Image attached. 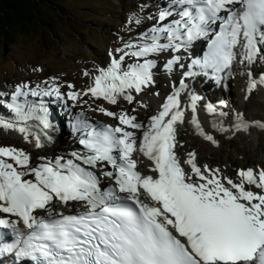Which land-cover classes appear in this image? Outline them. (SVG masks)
Wrapping results in <instances>:
<instances>
[{"label":"snow or ice","instance_id":"6c2138e0","mask_svg":"<svg viewBox=\"0 0 264 264\" xmlns=\"http://www.w3.org/2000/svg\"><path fill=\"white\" fill-rule=\"evenodd\" d=\"M126 23L86 87L50 77L0 91V131L15 140L0 146V264H264V166L226 171L182 139L191 129L218 148L217 133L250 132L198 88L239 70L249 96L264 89V0H157ZM161 69L174 78L153 108ZM46 98L114 123L74 113L78 146L60 149Z\"/></svg>","mask_w":264,"mask_h":264},{"label":"rangeland","instance_id":"374dc122","mask_svg":"<svg viewBox=\"0 0 264 264\" xmlns=\"http://www.w3.org/2000/svg\"><path fill=\"white\" fill-rule=\"evenodd\" d=\"M153 2L157 0H63L62 13L44 10L42 18L49 27L42 25L35 31L15 36L17 43L13 46L0 43V91H8L10 86L23 81L30 80L35 85L41 80H49L50 77L61 80L59 82L65 85L64 91L68 90L66 85L69 83L75 84L77 89L86 87L91 81L83 76V71L106 62L109 50L119 45L122 36L126 39L129 36L126 22L130 13L137 10L140 3ZM33 68L43 71H32ZM173 78L159 74V84L154 91H159L161 97L157 98L149 93L145 100H153L156 105L161 102L170 90ZM245 80L242 71H234L232 79L226 81L227 87L213 92L210 102L224 107L226 105V111H231L233 116L234 111H241L252 123L256 119L264 121V94L257 90L252 93L253 99L250 98ZM211 86L212 89L215 88L213 84ZM70 102V105L73 104ZM91 103L89 99V104ZM62 104L63 102L60 105ZM61 108L65 109L63 106ZM80 109L96 119L106 117L98 111H90L86 105L78 107ZM112 110L119 111L115 108ZM10 136L15 137L11 134ZM185 138L188 140L189 136L185 135ZM13 144L15 140L0 131V146ZM227 144L217 153L220 167L227 166L226 170H234L264 166V132L247 149L241 138H235ZM202 150L208 152L209 148L203 146Z\"/></svg>","mask_w":264,"mask_h":264},{"label":"bare ground","instance_id":"6f19581e","mask_svg":"<svg viewBox=\"0 0 264 264\" xmlns=\"http://www.w3.org/2000/svg\"><path fill=\"white\" fill-rule=\"evenodd\" d=\"M129 34V33H128ZM125 35V34H124ZM127 36V35H126ZM92 66V65H91ZM90 67V66H89ZM88 68V67H87ZM94 68V67H93ZM29 70V68H27ZM32 69V68H31ZM33 71V70H32ZM257 71L259 72V66H257ZM29 73V72H28ZM30 74V73H29ZM31 75V74H30ZM51 75V74H50ZM52 76V75H51ZM54 76V75H53ZM56 76V75H55ZM60 79V78H59ZM61 81V80H59ZM246 81V80H245ZM33 82V81H32ZM65 82V81H64ZM247 83V82H246ZM9 84V83H8ZM7 84V85H8ZM6 85V86H7ZM11 85V84H10ZM212 84L209 83L207 85H203V86H200L198 88V90L202 89V90H211L213 87L211 86ZM247 85V84H246ZM170 89V88H169ZM66 90V89H65ZM170 92V91H169ZM168 92V93H169ZM258 92H262V94H264V89H259ZM205 99L207 100V102H210L211 100V97L210 95H204ZM250 98L253 99V94L250 96ZM47 100V99H46ZM51 100V98L49 99ZM215 100V99H214ZM52 102V101H51ZM206 102V103H207ZM145 103H149L152 105L153 108L156 107V102L153 101V100H145ZM204 103V102H202ZM204 103V104H206ZM52 105V108H50V111L52 112L55 120L57 122L60 123L61 127H60V132L58 134V137L61 139L58 138V144H59V148L60 149H64V150H71V147L72 146H78V145H74L73 144V141L70 140V137L73 136L72 134V130L71 128L69 127V121H68V115L70 112H72L71 114L73 115L74 113H76V107H72L71 108V111H66L65 114H63L62 116H59L55 113V110L56 108H58L57 104H51ZM72 105V104H71ZM78 108V107H77ZM217 108H220V109H223L226 111V108L224 106H217ZM82 110V109H80ZM84 111V110H83ZM238 111V110H237ZM237 111H234L235 113ZM231 112V111H229ZM241 112V111H239ZM70 117V116H69ZM200 119H201V122L205 125L206 128H209L210 129V126H211V120H212V117L206 112V110H204L203 108L200 110ZM255 122H253V126L252 128L250 129V132H241L239 134H237L236 138H241L243 139V141L245 142L244 144V147L247 149L249 147L250 144L252 143H255L256 141L259 140V134L261 132H264V129H261L259 127L256 126V122L260 121L261 123H264V121H261L259 119H256L254 120ZM101 122H106V120L104 121H101ZM254 127H257V129H255ZM10 135V134H9ZM13 136H15V134H11ZM185 135H188L189 136V139L187 140L185 138ZM217 135V138L220 140V147H215L211 144H208L207 142H203V141H200L199 139H195L192 137V134H191V129H189L185 134L182 135V139L185 140V141H188V147H191V146H195L196 149L199 151V154H200V158L202 160V162H205V163H210V164H216L217 163V153H219L221 150H223V147L228 145L227 143L228 142H231L232 140L230 139H227L223 136H221L220 134H216ZM203 146H207L209 148L208 152L206 151H203L202 148ZM206 155V156H205ZM204 156H205V159H204ZM226 170V169H225ZM227 171V170H226Z\"/></svg>","mask_w":264,"mask_h":264},{"label":"trees","instance_id":"16d2710c","mask_svg":"<svg viewBox=\"0 0 264 264\" xmlns=\"http://www.w3.org/2000/svg\"><path fill=\"white\" fill-rule=\"evenodd\" d=\"M63 0H0V43L13 46L14 37L49 27L43 21L44 10L62 13Z\"/></svg>","mask_w":264,"mask_h":264}]
</instances>
